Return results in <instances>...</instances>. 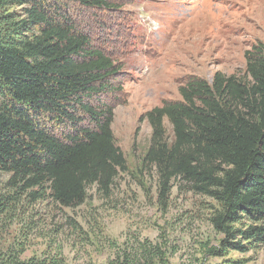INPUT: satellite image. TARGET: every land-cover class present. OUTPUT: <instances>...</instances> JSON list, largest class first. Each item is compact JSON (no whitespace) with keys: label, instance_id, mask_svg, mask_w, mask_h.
I'll use <instances>...</instances> for the list:
<instances>
[{"label":"trees","instance_id":"16d2710c","mask_svg":"<svg viewBox=\"0 0 264 264\" xmlns=\"http://www.w3.org/2000/svg\"><path fill=\"white\" fill-rule=\"evenodd\" d=\"M66 12L59 0H0V172L28 194L39 189L75 207L89 185L108 192L125 159L104 101L121 91L120 67L90 45ZM245 57L244 78L216 72L208 84L191 77L178 87L179 101L139 118L152 128L144 162L157 169L159 199L165 201L173 181L190 183L218 205L211 222L223 250L239 252L264 245L263 48ZM164 118L171 142L163 140ZM11 200L0 196V216ZM23 252L0 244V264H56L23 259Z\"/></svg>","mask_w":264,"mask_h":264},{"label":"rangeland","instance_id":"374dc122","mask_svg":"<svg viewBox=\"0 0 264 264\" xmlns=\"http://www.w3.org/2000/svg\"><path fill=\"white\" fill-rule=\"evenodd\" d=\"M59 0L90 45L120 67L121 91L104 98L111 129L125 159L109 191L89 185L84 202L65 207L39 189L22 191L0 172V244L23 247V259L56 264H264V245L223 250L213 226L217 203L190 183L172 182L159 199L157 169L144 162L152 128L140 116L181 99L189 78L212 82L216 72L244 78L246 52H264V0ZM15 11L20 14L19 7ZM163 140L173 139L163 119ZM35 189V188H34ZM20 245V246H19Z\"/></svg>","mask_w":264,"mask_h":264}]
</instances>
